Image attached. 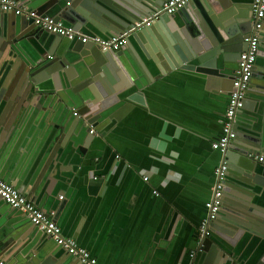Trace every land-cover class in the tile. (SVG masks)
<instances>
[{
	"label": "water",
	"instance_id": "water-1",
	"mask_svg": "<svg viewBox=\"0 0 264 264\" xmlns=\"http://www.w3.org/2000/svg\"><path fill=\"white\" fill-rule=\"evenodd\" d=\"M13 1L83 36H100L106 41L126 36L128 40L120 52L104 51L100 45L69 41L45 31L26 16L0 13V105L5 102L7 112L14 111L11 122L3 115L0 125L5 127V139L13 135L16 140L27 139L26 123L36 121L43 126L38 133L45 137L44 150H40L49 156L41 172L45 177L41 176L37 185L43 200L52 194L53 185L57 186L54 198L69 190L70 179L59 178V171H66L64 159L85 156L95 136L105 134L111 103L143 104L141 92L154 79L150 56L155 67L160 59L163 66L171 64L235 80L241 54L247 49L245 40L253 28L251 0H192L174 16L162 13L168 0ZM155 16L157 23L147 26ZM156 28L167 55L156 56L146 47L147 58L143 43L150 40L149 30ZM137 40L140 49L135 47ZM258 60L251 82L257 86L251 88L260 93L257 100H247L237 117L238 137L223 160L230 170L221 211L218 220L194 243L193 250L203 256V263L195 260L192 264H262L264 258V166L249 157L264 154V29ZM24 146H19L9 166L21 167L18 163L25 157L20 155L32 150ZM1 177L13 181L3 173ZM45 183L48 188L42 194ZM0 201L7 207V213H0V257L7 264H78L23 212L11 208L1 197ZM38 206L52 214L53 209ZM60 211L61 207L56 217Z\"/></svg>",
	"mask_w": 264,
	"mask_h": 264
},
{
	"label": "crops",
	"instance_id": "crops-1",
	"mask_svg": "<svg viewBox=\"0 0 264 264\" xmlns=\"http://www.w3.org/2000/svg\"><path fill=\"white\" fill-rule=\"evenodd\" d=\"M149 32L143 53L147 57L149 50L165 57L158 29ZM137 41L134 44L139 48L142 45ZM148 59L154 79L141 92L143 104H115L113 100L105 134L95 136L85 156L64 157L66 171H59V178L70 179L66 193L54 198L57 186L53 185L52 194L43 200L37 190L49 156L42 154L45 137L42 133L38 136L43 126L36 121L23 126L27 138L23 140L13 135L5 139V127L0 125V146L5 142L0 151V176L11 177L12 184L37 207L53 209L51 213L63 235L88 250L99 264L203 263V256L193 248L209 215L206 204L214 196L215 170L224 160L213 143L222 134L234 79L177 69L171 64L163 66L160 59L155 67L151 56ZM128 80L126 77L125 82ZM251 86L257 85H250L248 99L255 101L260 92ZM7 109L3 102L0 122L3 117L11 122L14 111ZM24 144L32 150L20 155L21 159L25 157L18 163L21 167L9 166ZM1 202L0 213L6 212Z\"/></svg>",
	"mask_w": 264,
	"mask_h": 264
},
{
	"label": "built area",
	"instance_id": "built-area-1",
	"mask_svg": "<svg viewBox=\"0 0 264 264\" xmlns=\"http://www.w3.org/2000/svg\"><path fill=\"white\" fill-rule=\"evenodd\" d=\"M192 0H168L162 9L163 15L174 16L184 8ZM15 13L19 17L26 16L32 19L38 27L50 33L56 34L69 41L81 40L84 44L93 43L102 46L104 51L120 52L127 46L128 40L126 36H114L109 40L102 37L90 38L77 33L73 28H67L63 23L57 22L49 16H42L36 10H30L20 6L13 0L0 1V13ZM157 19L155 16L147 26H150ZM252 32L246 38L247 49L241 54L239 69L233 82V90L230 94L228 107L222 124V134L219 139L213 143V149L222 153L225 157L230 145L237 139L238 133L236 129L237 117L245 108L248 99L249 88L255 74V68L258 61L261 36L264 29V0L253 1V19ZM94 133V129L91 131ZM255 162L264 166V156H249ZM229 172L227 162H222L215 170L217 184L214 189V196L210 202L206 204L208 217L203 221L200 227L201 236H203L209 225L217 221L221 211V201L223 191L225 189L226 178ZM148 182V179H145ZM158 195L157 192H154ZM0 197L14 210L23 212L39 231L55 240L56 244L62 247L68 255L78 259L82 264H99L98 259L94 257L88 250L81 248L72 238L63 235L62 228L54 220V213L46 214L43 210L31 202L20 190L12 183L7 182L0 176ZM0 264H5L0 257Z\"/></svg>",
	"mask_w": 264,
	"mask_h": 264
}]
</instances>
